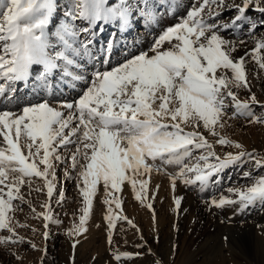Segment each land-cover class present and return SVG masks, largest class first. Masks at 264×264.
Wrapping results in <instances>:
<instances>
[{
  "label": "snow or ice",
  "instance_id": "obj_1",
  "mask_svg": "<svg viewBox=\"0 0 264 264\" xmlns=\"http://www.w3.org/2000/svg\"><path fill=\"white\" fill-rule=\"evenodd\" d=\"M168 17L176 22L166 25ZM137 23L153 34L148 49L113 62L115 35ZM109 26L113 39L96 46ZM261 73L264 0H67L63 10L59 0H0V232L7 233L0 248L23 264L21 246L41 249L18 229L31 228L46 242L51 226L62 223L54 214V203L65 201L62 165L80 204L78 222L65 233L72 264L77 237L87 232L101 198L107 243L113 245L118 223L138 236L133 252L110 247L113 264L146 256L166 264L125 214L121 195L130 186L134 200L150 211L159 243L154 201L160 186L153 191V173L168 177L177 216L185 198L176 195L179 186L206 195L209 209H229V222L264 208V152L222 134L229 121L264 126V101L252 91L253 79L264 81ZM28 83L31 100L19 95V85ZM68 84L80 88L77 95L56 98L57 85ZM217 145L236 151L221 156ZM234 167L238 181L223 194L221 175ZM25 186L29 196L46 195L41 211L26 199ZM22 205L29 209L25 220H42V233L15 219ZM257 227L264 233V224Z\"/></svg>",
  "mask_w": 264,
  "mask_h": 264
},
{
  "label": "rangeland",
  "instance_id": "obj_2",
  "mask_svg": "<svg viewBox=\"0 0 264 264\" xmlns=\"http://www.w3.org/2000/svg\"><path fill=\"white\" fill-rule=\"evenodd\" d=\"M66 2L67 0H60L61 10H63ZM184 2L186 3L187 0H184ZM166 21H168V23H165L166 25L176 22L171 17L166 18ZM138 25L140 24L137 23L134 30L138 28ZM139 27L142 28V25ZM113 33H110L109 30L106 36L103 37V42L113 39ZM146 33L150 35L145 43L142 42L144 39L140 40L134 36L129 37L127 34L120 35L119 39H116L117 35H115L113 62L121 60L129 52H135L141 47L145 50L148 49L152 42L153 34ZM134 41L136 42V47H133ZM248 47L250 48L252 45L249 44ZM262 85H264V81ZM32 90L30 83L19 85V95L25 100L34 99L30 95ZM79 91L80 88L78 86L74 88L71 84L67 86L57 85L56 98L70 101ZM249 127L242 121L239 123L229 121V127L222 134H226L229 138L244 144L245 142H251L253 137V134L248 132ZM261 142L258 139V145L262 146V149L257 151L264 152V142ZM216 151L222 156L227 151L235 152L236 150L227 146L217 145ZM61 154L64 155L66 153L61 150ZM64 167L63 165L59 167V180L65 188V201L62 205H55L54 203V214L62 223L51 226L50 236L46 242L42 235H34L31 228L18 229L21 235L33 240L41 249V251H35L27 245L21 246L20 252L25 253L23 264H41V260L43 264H72V250L70 247L72 239L65 233L74 222H78L80 204L74 181H65L63 175ZM173 170V168H169V171ZM234 172H240L239 168H228L222 173L221 182L217 185V188L223 191V194L227 195L226 188L237 183L238 180H229ZM36 183L39 184L41 181L37 180ZM239 183L244 184L246 182L240 180ZM151 184L153 191H157V185L160 186L157 198L154 201L159 218V243L153 239V221L150 211L134 200L130 186H125L121 195L124 200L123 209L125 214L130 219H133L134 223L142 230L153 251L163 253V256L167 258V255L175 250L176 258L173 260L174 264H228L231 261L230 257L236 258V256L242 260L243 264H264V233L257 227L258 224H264V219H262L264 208H250L243 213L242 217L240 215L233 216L231 222L226 218L231 214L229 209L211 208L208 209V213L205 216L198 218L192 198H201L204 201L208 197L201 195L196 188L187 190L183 186H179L176 195H181L185 198L182 202L183 207L177 216L173 211V194L169 186L168 177L153 173ZM213 191L216 190L214 189ZM23 192L26 199H32L37 211H41L40 203L46 199V195L44 193H32L29 196L26 186ZM216 194L219 195L220 191H216ZM187 200L191 201L192 204L188 203ZM22 208L23 211L13 214L15 219L21 223L27 222L42 233V220L32 218L25 220L29 209L27 205H22ZM104 210L102 198L97 199L94 212L88 221L87 232L77 237L80 243L75 252V264H113L109 252L110 247H118L120 251L133 252L136 250L134 243L138 242V236L135 230L129 228L126 223H118L113 235V245L110 246L107 243L106 224L103 221ZM121 228L125 229V231H120ZM6 234V232H0V235ZM224 236L229 238L227 243L223 240ZM45 248L46 253L44 251ZM195 254H197V257L191 262V258ZM145 261L146 257H140L131 262H126V264L143 263ZM0 264H17V261L8 251L0 248Z\"/></svg>",
  "mask_w": 264,
  "mask_h": 264
},
{
  "label": "bare ground",
  "instance_id": "obj_3",
  "mask_svg": "<svg viewBox=\"0 0 264 264\" xmlns=\"http://www.w3.org/2000/svg\"><path fill=\"white\" fill-rule=\"evenodd\" d=\"M60 2V0H59ZM61 5V4H59ZM165 23H168V21H166L165 19ZM140 25H138V28L136 30H133L132 34L131 32H129L127 35L130 37H135V38H139L140 40H143L142 42H146V39L149 38V35L148 33L145 32V29L142 27H139ZM111 28V29H110ZM110 30V33L114 32V29L109 26V27H106L105 31L99 35L98 39H97V42H96V46H99L101 43H103V37L106 36V33ZM151 33V32H149ZM120 35L117 34L116 36V39H119ZM123 38V37H122ZM243 52H240L239 55H242ZM251 63V61H250ZM261 75H263V73H261ZM263 84V81L260 80V79H253L252 80V91L256 93L257 97L259 100L261 101H264V85ZM247 97V94L246 93H241V98L244 99ZM248 132L249 133H252L253 134V137L251 139V142H245L243 145L245 146L246 149L250 150V149H253L255 148L256 150H261L262 149V146L258 145V139H260L262 142H264V127L263 126H256V125H251L248 129ZM261 142V143H262ZM239 178V172H234L232 175H231V178L232 180H238ZM192 203L194 204V207L196 208V212H197V216L198 218H201L203 216H205L207 213H208V207H206L204 205V202H203V199L201 198H192ZM188 203H191V201H188ZM191 203V204H192ZM260 206L257 205L255 207H253L252 209H258ZM243 214L240 215V217H242ZM262 219H264V213H262ZM202 235V234H201ZM201 238V237H200ZM155 241V240H154ZM154 253H157L156 251H153ZM197 257V254L193 255L192 258H191V262ZM153 256H146V261L143 262V263H136V264H151L152 260H153ZM176 258V255H175V250H173L171 253H169L167 255V258L164 257V260L166 262V264H174L173 263V260ZM230 262L228 264H243L242 260L236 256V258H233V257H230ZM135 264V263H134ZM191 264V263H190Z\"/></svg>",
  "mask_w": 264,
  "mask_h": 264
}]
</instances>
